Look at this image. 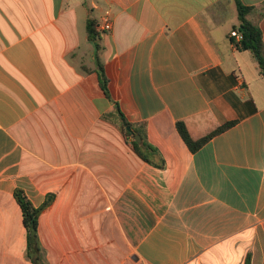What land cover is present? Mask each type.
Segmentation results:
<instances>
[{
    "label": "crops",
    "instance_id": "1",
    "mask_svg": "<svg viewBox=\"0 0 264 264\" xmlns=\"http://www.w3.org/2000/svg\"><path fill=\"white\" fill-rule=\"evenodd\" d=\"M241 2L264 38V0ZM237 27L233 0H0V264H40L17 189L54 198L42 264H264V78ZM116 103L163 168L105 119ZM179 122L234 125L192 152Z\"/></svg>",
    "mask_w": 264,
    "mask_h": 264
},
{
    "label": "trees",
    "instance_id": "2",
    "mask_svg": "<svg viewBox=\"0 0 264 264\" xmlns=\"http://www.w3.org/2000/svg\"><path fill=\"white\" fill-rule=\"evenodd\" d=\"M236 4L237 11H238V20H239V27L235 28V30H239L242 34V40L240 42H236L235 39H231L232 43L236 47L237 50L243 52H250L254 61L258 65L259 72L262 78H264V38L262 30L258 23L252 21L250 16H252L256 12V8L245 6L241 0H233ZM264 16V13H262ZM87 31L90 37V40L95 43L97 51H101V46L98 43L100 34L98 31V23L95 20L89 19L87 22ZM99 77H100V84L105 93V95L110 98V90L108 86V79L105 74V70L99 61ZM111 118L119 119L118 121L120 124L118 128L126 137V139L131 138V146L134 152L144 161L161 167H164V161L160 164L151 161L148 155L157 153V150L150 146L146 141V134L143 129H138L133 124L129 123L120 108L118 103L115 104V113L109 116H106L105 119L111 120ZM234 125V123H229L214 133L195 140L190 135V132L185 123L179 122L177 124L178 131L186 143V145L190 148L192 152H196L200 150L203 146H205L215 135L225 131L229 127ZM131 128V131L128 130ZM140 135L144 141L143 146H140L135 140L134 136ZM15 199L19 204L22 213H23V220L24 224L28 230V252L29 256L34 259L37 263L42 264V256H41V245L38 239V224L39 218L53 203V196H48L45 200L44 204L40 207H35L31 201L28 199L26 193L21 190L17 189L15 191ZM246 264H250V257H248Z\"/></svg>",
    "mask_w": 264,
    "mask_h": 264
},
{
    "label": "built area",
    "instance_id": "3",
    "mask_svg": "<svg viewBox=\"0 0 264 264\" xmlns=\"http://www.w3.org/2000/svg\"><path fill=\"white\" fill-rule=\"evenodd\" d=\"M111 28H112V25L106 21L104 24H102L103 31H110ZM230 37L235 39L236 42H240L242 40V34L239 30H233L230 34Z\"/></svg>",
    "mask_w": 264,
    "mask_h": 264
},
{
    "label": "water",
    "instance_id": "4",
    "mask_svg": "<svg viewBox=\"0 0 264 264\" xmlns=\"http://www.w3.org/2000/svg\"><path fill=\"white\" fill-rule=\"evenodd\" d=\"M129 131H131V128H128ZM134 140L140 145L143 146L144 142L140 135H135Z\"/></svg>",
    "mask_w": 264,
    "mask_h": 264
}]
</instances>
